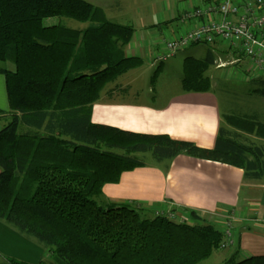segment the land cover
<instances>
[{"label": "trees", "instance_id": "16d2710c", "mask_svg": "<svg viewBox=\"0 0 264 264\" xmlns=\"http://www.w3.org/2000/svg\"><path fill=\"white\" fill-rule=\"evenodd\" d=\"M57 17L90 26L45 25ZM134 35L86 0H0V74L9 101V110L0 109V221L48 249L49 264H200L222 249L226 229L197 210L174 207L171 216L158 204L103 205L104 187L125 173L152 165L168 172L187 156L241 168L248 182L264 180L260 114L220 113L213 149L92 122L106 87L144 65L125 56ZM208 53L186 60L183 92H213L207 73L218 64ZM254 81L252 95L264 100V76ZM0 264L33 263L7 257ZM230 264H264V255Z\"/></svg>", "mask_w": 264, "mask_h": 264}, {"label": "crops", "instance_id": "0c3cea01", "mask_svg": "<svg viewBox=\"0 0 264 264\" xmlns=\"http://www.w3.org/2000/svg\"><path fill=\"white\" fill-rule=\"evenodd\" d=\"M180 1L172 5H179L182 10L172 9L170 21H165L170 29L168 25L171 22H177L181 28V32L174 34L173 38L183 36L200 24L201 19H185L184 16L205 4L204 0ZM185 4L188 6L184 7ZM154 27L158 26L151 29ZM172 30L175 33V28ZM136 34L126 47L125 56L140 57L145 64L142 56L151 60L152 52L145 38L141 40ZM222 44L226 45L224 42L213 45L217 63L222 62L223 58L230 63L240 61L239 58L232 60L231 49L228 45V49H225ZM153 54L154 59L162 56ZM154 59L152 63H155ZM123 76L101 93L99 102L92 108V122L148 135L166 134L175 140L195 142L201 148H214L221 125V112L220 103L213 92L198 94L181 90L178 94L168 95L165 93L167 89L156 91L151 88L146 92L140 88V75L124 77L126 79L120 84L118 81ZM0 99L5 101L7 107L2 110H9L5 77L1 74ZM2 127L0 124V129ZM244 189L248 191L246 198H242ZM104 196L103 205L137 201L158 204L162 209L160 212L177 207L197 210L217 219H224L233 213L240 224L234 232L242 253L252 252L253 256L264 254V180L254 183L246 181L241 168L179 156L171 163L168 172L152 165L125 173L119 184L104 187ZM33 248L30 241L0 221V262L7 257L25 262L38 259L33 258V254H37Z\"/></svg>", "mask_w": 264, "mask_h": 264}, {"label": "rangeland", "instance_id": "374dc122", "mask_svg": "<svg viewBox=\"0 0 264 264\" xmlns=\"http://www.w3.org/2000/svg\"><path fill=\"white\" fill-rule=\"evenodd\" d=\"M86 1L92 5L103 8L107 19L118 24L121 23L134 27L138 38L140 37L141 40H144L143 38H145L146 44H148V47L152 52L153 57H151V60L149 57L145 58L142 56V53L139 52V55L145 59V64L141 68H138V70H135L128 75H124L122 80L118 81L120 84H123V79L140 75V88L144 91L148 92L149 88L155 89L156 91L167 89L165 90V93H168V95H174L175 93L178 94L182 90V77L184 74L186 60L189 57L203 60L208 56L210 49L214 50V46H212L214 44H200L197 47H190L189 49L187 48L184 51L178 52L175 54V56L165 60L157 58L154 59L155 56L153 53L157 55L162 54V56H164V54H166V42L169 40L171 41L174 34L177 35L181 32V28L178 27L177 22H171V24L168 25L171 27V29L165 25V21H168L171 18L170 13L172 12V9H175L176 11L182 10L179 5H172L180 0ZM188 4L192 5L191 3ZM187 6V4L184 5V7ZM44 23L47 26L58 25L59 23H62L68 28H73L80 31H83L90 26V23H80L72 19L60 17L46 19ZM153 26L158 27L151 29ZM172 28H175V33ZM222 46L225 47V49H228L227 44H222ZM230 52L232 55V60L239 58L240 61L230 63L224 61L227 59L223 58L224 60L222 59V62L219 61L217 63L219 65L212 66L210 71L207 73V75L212 79V91L217 97L218 103H220L221 114L225 117V115L230 114L250 115V113H257L260 114L264 119V100L263 98L261 99L256 95H252V91L256 90L258 87V83L254 81V79H258L263 75L258 73L246 58H241L239 52H237L236 49H232ZM127 54L128 52L126 55ZM153 59L155 63H152ZM133 73L134 75H131ZM153 95L154 94H152V96ZM4 103L5 101L0 99V109L7 108ZM19 132L22 133V128H20ZM149 158L150 163H152L153 161L151 157ZM247 194L248 191L244 189L242 198H246ZM259 197L261 198L262 194ZM168 213L173 216L171 211H168ZM207 216L214 225L221 228L224 227L226 229L225 243H227L228 246L222 247L221 250L214 252L212 257L201 262L200 264H230L232 261H242L245 260V258L253 256L252 252L242 253V250L239 256H237L235 253L236 244L239 241L235 239L236 236L234 229H236L235 227H239L240 224L233 213L226 215L227 217L225 216L224 219H217L215 216L210 215ZM229 235L231 236L229 237ZM28 241L32 243V246L35 247L33 249L37 252V254H33V258H38L33 259V261L31 260L28 263L39 264L40 262H45L46 264H49V261L52 262L48 249H46L44 246H41L36 240L31 239ZM231 241H233L232 244H230Z\"/></svg>", "mask_w": 264, "mask_h": 264}, {"label": "built area", "instance_id": "2783aa9c", "mask_svg": "<svg viewBox=\"0 0 264 264\" xmlns=\"http://www.w3.org/2000/svg\"><path fill=\"white\" fill-rule=\"evenodd\" d=\"M204 3L184 16L199 18L200 24L167 41L166 54L159 59L171 58L192 46L224 42L245 55L264 76V0H204ZM226 246L227 243L222 247Z\"/></svg>", "mask_w": 264, "mask_h": 264}]
</instances>
